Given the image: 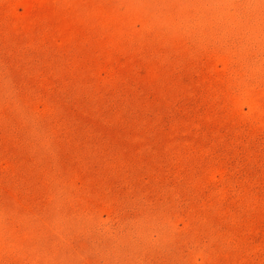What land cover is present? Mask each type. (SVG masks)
I'll return each mask as SVG.
<instances>
[{"label": "rangeland", "instance_id": "obj_1", "mask_svg": "<svg viewBox=\"0 0 264 264\" xmlns=\"http://www.w3.org/2000/svg\"><path fill=\"white\" fill-rule=\"evenodd\" d=\"M0 264H264V0H0Z\"/></svg>", "mask_w": 264, "mask_h": 264}]
</instances>
